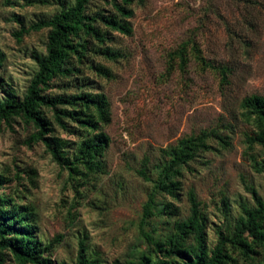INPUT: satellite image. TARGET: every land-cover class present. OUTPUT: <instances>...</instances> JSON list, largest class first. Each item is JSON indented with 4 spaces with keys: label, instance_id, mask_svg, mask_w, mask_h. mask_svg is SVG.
I'll return each mask as SVG.
<instances>
[{
    "label": "rangeland",
    "instance_id": "1",
    "mask_svg": "<svg viewBox=\"0 0 264 264\" xmlns=\"http://www.w3.org/2000/svg\"><path fill=\"white\" fill-rule=\"evenodd\" d=\"M73 3L0 0V102L9 95L22 100L38 70L36 58L45 55L49 29L22 28ZM115 3L122 4L90 0L85 14L107 40H90L82 62H71L78 72L52 80L43 92H91L107 100L102 171L85 181L72 178L40 142L30 140L32 123L21 117L0 122V196L23 209L27 218L15 229L31 231L50 264H77L82 250L93 264H137L142 256L155 261L160 254L147 238L164 244L175 223L188 217L190 196L199 205L211 251L218 234L230 235L243 209L255 207L251 189L264 200V147L247 142L253 127L242 108L245 97H264V0H131L129 36L101 20L117 16ZM187 41L199 46L209 66L191 58L184 71L170 70L168 54ZM221 68L227 69L226 82ZM65 110L44 108L42 115L52 137L69 144L71 156L82 140ZM212 131L222 141L211 136L210 150L180 168L174 178L179 190L170 195L157 189L166 152L184 137ZM144 157L147 179L139 175ZM150 197L152 215L145 218ZM255 250L252 259L264 262V250ZM0 257L15 264L8 250H0ZM232 257L245 264L237 250Z\"/></svg>",
    "mask_w": 264,
    "mask_h": 264
},
{
    "label": "trees",
    "instance_id": "2",
    "mask_svg": "<svg viewBox=\"0 0 264 264\" xmlns=\"http://www.w3.org/2000/svg\"><path fill=\"white\" fill-rule=\"evenodd\" d=\"M89 2L90 0H74L71 6L61 9L50 19L41 20L28 30L22 28L23 33L42 28L49 29L45 55L36 58L38 70L22 100L17 101L9 95L0 102V122H8L12 117H21L32 123L36 132L30 140L40 142L51 157L68 171L70 177L80 181H85L102 171V159L109 143L108 136L103 130L110 121L109 103L98 93L80 92L50 97L43 92L52 80L68 78L78 72L72 67L71 62L74 58L77 62H82L90 40L98 45L107 40V36L93 25L95 20L85 14ZM130 2L131 0H121L122 4H113L117 16L101 17L105 26L120 34L131 35L130 19L133 14L126 8ZM83 35L87 40L82 43L75 41ZM96 52L99 53L100 50ZM105 54L109 58L113 57L109 51ZM191 58L202 68L209 66L199 46L187 41L168 54L169 69L178 68L184 71ZM226 71V68L220 69L222 82H226ZM58 106L67 108L62 114L75 126L82 140L75 146L71 156L69 144L63 139L52 137L51 124L42 115V109L56 110ZM242 108L253 127L251 134L246 137L247 142L264 147V97L257 95L245 97L242 100ZM57 121L61 123L60 119ZM211 136L222 141L214 131L201 132L180 139L176 146L170 148L166 152L168 161L163 167L161 180L156 183V188L170 195L179 190L180 183L174 178L180 176V168L194 159L199 152L210 150L208 139ZM147 163L148 159L144 157L143 169L139 171V175L144 179H147L145 170ZM4 181L0 175V186ZM251 195L255 207L243 209V215L234 224L230 235L219 233L217 243L211 251L206 246L203 216L198 209L199 205L194 197L190 196L188 217L175 223L173 235L164 244L154 243L151 238H147L160 254L158 259L152 261L149 257L142 256L137 264H235L236 261L232 257L234 250L243 256L245 264H264L254 261L251 257L252 254H257L255 248L264 250V200L260 199L253 189ZM152 203L150 197L144 210L145 218L152 215L149 209ZM26 218L23 209H16L14 205L5 201L4 196H0V250H8L15 264H50L42 257L43 250L34 240L32 232L29 230L20 232L15 229V226L23 224ZM0 264H5L2 257ZM77 264L93 263L85 258L82 250L78 254Z\"/></svg>",
    "mask_w": 264,
    "mask_h": 264
}]
</instances>
